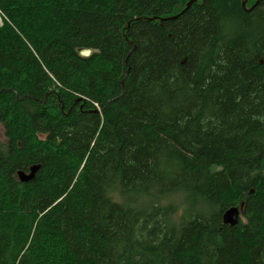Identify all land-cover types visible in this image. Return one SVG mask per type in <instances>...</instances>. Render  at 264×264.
<instances>
[{"label":"trees","instance_id":"1","mask_svg":"<svg viewBox=\"0 0 264 264\" xmlns=\"http://www.w3.org/2000/svg\"><path fill=\"white\" fill-rule=\"evenodd\" d=\"M189 1L0 0V264H264V0Z\"/></svg>","mask_w":264,"mask_h":264},{"label":"water","instance_id":"2","mask_svg":"<svg viewBox=\"0 0 264 264\" xmlns=\"http://www.w3.org/2000/svg\"><path fill=\"white\" fill-rule=\"evenodd\" d=\"M194 1H196V0H190L188 2V4H187L186 8H188ZM260 1L261 0H256L254 2L253 6H251V7H254ZM245 3H246V0H243L242 1V6L243 7H245ZM80 53L83 54V55H86V54L89 53V50H87V49H80ZM37 169H38V165H32L29 168V172L28 173H26L23 170H19L18 171V177H19V179L21 181H28V180H30V179H32L34 177V174L37 171ZM242 212H243V203L242 202L238 206L232 205V206L228 207L225 210L224 214H223V222L228 223L230 225L237 224L239 215Z\"/></svg>","mask_w":264,"mask_h":264},{"label":"rangeland","instance_id":"3","mask_svg":"<svg viewBox=\"0 0 264 264\" xmlns=\"http://www.w3.org/2000/svg\"><path fill=\"white\" fill-rule=\"evenodd\" d=\"M245 5H246V3H245ZM1 23H2V17H1V14H0V25H1ZM3 139H4V134H3L2 127L0 125V140H3ZM169 199L174 200L181 208L184 207L185 200H184V195L183 194H175L172 198H170V197H164V198H162L160 200V203H165ZM243 210H244V207H243ZM242 213H240L239 218H238V221L239 220L244 221L243 216H242Z\"/></svg>","mask_w":264,"mask_h":264},{"label":"bare ground","instance_id":"4","mask_svg":"<svg viewBox=\"0 0 264 264\" xmlns=\"http://www.w3.org/2000/svg\"><path fill=\"white\" fill-rule=\"evenodd\" d=\"M88 50V49H87ZM26 173H28V172H26Z\"/></svg>","mask_w":264,"mask_h":264}]
</instances>
